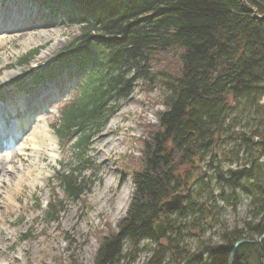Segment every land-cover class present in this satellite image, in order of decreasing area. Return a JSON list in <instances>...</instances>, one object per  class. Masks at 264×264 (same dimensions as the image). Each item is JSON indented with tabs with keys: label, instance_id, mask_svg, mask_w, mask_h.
<instances>
[{
	"label": "trees",
	"instance_id": "1",
	"mask_svg": "<svg viewBox=\"0 0 264 264\" xmlns=\"http://www.w3.org/2000/svg\"><path fill=\"white\" fill-rule=\"evenodd\" d=\"M35 1L45 17L60 16L64 28L79 31L57 54L56 64L33 79L34 85L44 84L71 62L83 75L75 101L60 111L52 129L59 142L73 140L77 163L57 174L67 200L83 196L87 184L80 172L92 169L83 155L120 103L138 83L157 82L163 88L166 111L143 144L141 169L131 176L128 211L118 232L100 241L93 264H119L144 241L154 244L147 264H226L233 243L264 234V0ZM170 57L178 67L165 63ZM224 142L234 144L233 163L240 166L224 173L214 168L215 178L200 177L204 201L196 204L188 191L189 203L174 213L160 244L153 233L158 208L186 186L178 170L193 166L195 158L209 156L211 162ZM238 156L245 159L241 164ZM238 195L248 199L245 222L231 231L223 227L222 244L200 245L199 258L194 256L187 242L203 235L205 219L222 212L218 202L234 207ZM61 209L62 202L49 203L45 221L57 222ZM232 264H264V241L242 246Z\"/></svg>",
	"mask_w": 264,
	"mask_h": 264
},
{
	"label": "rangeland",
	"instance_id": "2",
	"mask_svg": "<svg viewBox=\"0 0 264 264\" xmlns=\"http://www.w3.org/2000/svg\"><path fill=\"white\" fill-rule=\"evenodd\" d=\"M44 15V9L35 0H0V108L14 107L13 103L20 98L33 103L26 113L16 114L15 119L29 114V118L35 119L18 144L24 139L38 144L37 127L46 126V139L40 142V152L35 159V155L32 156L33 162L26 169L30 171L29 176L23 178L19 186L16 182L26 170L5 179L13 185L11 195L4 196V185L0 186V214L4 217L0 222V264H93L100 241L118 232V225L128 211L129 205L126 209H117L118 198L128 193L130 204L134 191L131 176L141 169L143 144L157 130V116L166 111L163 88L157 82L151 85L138 83L128 100L120 103L113 118L91 139V147L83 155L92 164L91 170L86 168L80 172V178L87 184L83 196L75 201L67 200L58 187L57 174L77 163L73 141H57L52 129L59 119V112L75 101L83 84L80 81L83 75L71 64L51 83L34 86L32 79L56 63L57 54L75 40L79 31L75 26L64 28L60 16L48 21ZM32 54L35 56L29 64L21 66V61ZM165 63L174 65L175 59L170 57ZM30 71L31 77H26ZM261 104H264V98ZM238 130L236 126L234 133L238 134ZM103 133H112L107 144L98 140ZM235 150L233 143L224 142L221 148L214 149L211 162L207 156L203 160L193 159V166L180 167L176 176L186 186L179 193L185 195L190 191L192 201L203 202L204 197H199L203 191L200 177L215 178L214 168L222 173L238 169L240 165L233 163ZM238 158H241L240 164L245 160L242 156ZM201 180L205 183V179ZM188 200L184 201V206ZM59 201L62 209L58 221L47 223V205ZM234 205L216 204L218 208L222 206V212L205 219L203 235L187 242L194 256L199 258L197 249L200 245H221L219 236L223 227L231 231L245 222L248 199L238 195ZM174 220L175 217L170 222ZM28 234L29 238L23 240ZM153 247V243L144 241L138 252L125 257L119 264H147ZM128 248L126 244L125 256Z\"/></svg>",
	"mask_w": 264,
	"mask_h": 264
},
{
	"label": "bare ground",
	"instance_id": "3",
	"mask_svg": "<svg viewBox=\"0 0 264 264\" xmlns=\"http://www.w3.org/2000/svg\"><path fill=\"white\" fill-rule=\"evenodd\" d=\"M47 90V89H46ZM30 99V98H29ZM32 102H30V101H28V99L27 98H20V99H17L16 101H15V103H13L14 104V107H11V110L12 111H10L11 113L9 114V117L14 113V112H16V111H18V112H21L22 111V109H23V106L24 105H26V106H28V105H30ZM7 111V108H4V109H2V108H0V134L1 135H5L6 136V138H4V139H0V145H2L1 144V142H2V140H6L8 137V142L10 143V145H11V147L12 148H10L11 150L10 151H8L7 149H9V148H5L4 147V149L2 150V152H0V186L1 185H4L3 187V192L5 193L4 194V196L5 195H11V192L13 191V188H12V184L10 183V181H6L5 179H7V178H13V177H15V175H19V174H21L22 172H24L26 169L28 170V166H30L31 164H32V162H33V159H32V156L33 155H35V157H34V159L36 158V154H37V152H40V147H41V143L40 142H42L41 140L43 139H46V135H45V133H44V128L46 127H44L43 125H39L37 128H38V132H37V135H36V139L38 140V141H40L38 144H36V143H33L32 141H27L26 139H24V142H22V143H20V144H18L19 142V138H20V136H22V134L20 135H17V137H16V139H10V137L14 134V133H17V132H19L22 128H24L25 126H27V128L30 126L31 127V125L33 124V123H35V119H27L28 117H30V114L29 115H27L26 117H24L23 115L20 117V118H16L17 119V121L14 123L15 124V128H13V129H9V130H7L6 128H4L3 127V125H1V124H3V123H6V124H8L9 122H7L6 121V118H3L5 115H3L5 112ZM7 114V113H6ZM6 116H8V114L6 115ZM14 118V117H13ZM21 118H24V119H21ZM31 120V121H30ZM110 125V124H109ZM112 135V133H103V134H101L100 136H99V138H98V140L99 139H101V143H104V144H107L108 142H109V138H110V136ZM6 142V141H5ZM111 146V145H110ZM1 151V150H0ZM5 151H8V152H10V155H7V153L8 152H5ZM41 154V153H40ZM10 156V157H9ZM51 159L53 160L54 159V157H53V155H52V157H51ZM26 164V167L24 166ZM25 167V168H24ZM25 171V174L23 175V176H20L19 177V179L17 180V184H16V186H19V185H21L22 184V182L24 181V179L23 178H25L26 176H29V173H30V171ZM7 182H9L8 184H7ZM2 192V193H3ZM175 194H182V193H179V192H177V193H175ZM175 194H173V195H175ZM184 195V194H183ZM129 196H130V194H128V193H124L123 195H121V196H119V198H118V207H117V209L118 210H121L123 207H125V209L127 208V206L129 205L128 204V200H129ZM172 196V195H171ZM168 199H169V197H168ZM168 199H166V200H168ZM12 200V199H11ZM165 200V201H166ZM184 201H185V196H184V199H183V201H182V204H183V207H184ZM163 203V202H162ZM161 203V204H162ZM1 204H2V201H0V206H1ZM161 204H160V206H161ZM159 206V207H160ZM182 207V208H183ZM181 208V209H182ZM180 210V209H179ZM178 211V210H177ZM177 211H174V212H171V211H166V210H162V212H160L159 211V208H158V212H160L161 213V216H160V218L158 219V222L159 221H163V226H164V232H163V236H162V239L161 240H163L164 239V237L166 236V234H167V231H169V225L171 226V225H173L174 224V222H170V220L175 216L174 215V213L175 212H177ZM4 221V217H2V215L0 214V222L2 223ZM157 222V223H158ZM156 223V224H157ZM167 223V224H166ZM155 224V225H156ZM1 232V231H0ZM153 233H154V228H153ZM154 235H155V233H154ZM263 235V234H262ZM261 235V236H262ZM260 236V237H261ZM155 237H156V235H155ZM259 237V238H260ZM258 238V239H259ZM157 239V238H156ZM257 239V240H258ZM158 240V239H157ZM257 240H254V241H257ZM0 246H1V243H2V240H1V238H0ZM158 241H160V240H158ZM264 241V240H263ZM262 241V242H263ZM236 243V242H235ZM234 244V243H233ZM233 244H232V246H233ZM257 245V244H256ZM261 245V244H260ZM231 246V247H232ZM259 246V245H258ZM231 247H230V249H231ZM241 248V247H240ZM240 248H238L237 249V251L235 252V255H234V257L236 256V254H238V250L240 249ZM229 249V250H230ZM227 256H228V254H227ZM233 260H234V258H233ZM173 261L174 260H172V261H168V260H166V262H169V263H173Z\"/></svg>",
	"mask_w": 264,
	"mask_h": 264
},
{
	"label": "water",
	"instance_id": "4",
	"mask_svg": "<svg viewBox=\"0 0 264 264\" xmlns=\"http://www.w3.org/2000/svg\"><path fill=\"white\" fill-rule=\"evenodd\" d=\"M183 194H175L169 197L168 200L164 201L161 206L159 207V211L162 212V210L166 211H177L183 207L182 201L184 199ZM164 232V226H163V221H159L156 225H154V233L156 235V238L158 240L162 239ZM264 240V234L257 240V241H251V240H240L237 241L236 243L233 244L231 249L228 252V256L226 259V264H232L233 263V258L235 255V252L237 251L238 248L244 246V245H260L262 241Z\"/></svg>",
	"mask_w": 264,
	"mask_h": 264
},
{
	"label": "flooded vegetation",
	"instance_id": "5",
	"mask_svg": "<svg viewBox=\"0 0 264 264\" xmlns=\"http://www.w3.org/2000/svg\"><path fill=\"white\" fill-rule=\"evenodd\" d=\"M157 222H158V220L156 221V223H157ZM156 223H155V224H156ZM155 224H154V225H155ZM166 224H167V223H166ZM153 228H154V226H153Z\"/></svg>",
	"mask_w": 264,
	"mask_h": 264
}]
</instances>
